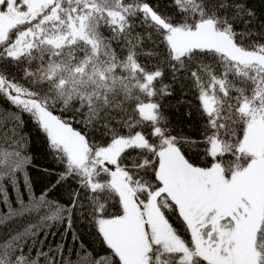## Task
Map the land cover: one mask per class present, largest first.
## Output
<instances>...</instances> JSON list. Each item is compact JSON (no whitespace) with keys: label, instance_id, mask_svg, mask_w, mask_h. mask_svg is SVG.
<instances>
[{"label":"snow or ice","instance_id":"1","mask_svg":"<svg viewBox=\"0 0 264 264\" xmlns=\"http://www.w3.org/2000/svg\"><path fill=\"white\" fill-rule=\"evenodd\" d=\"M176 87L196 93L197 137L173 134ZM0 98V264H89L66 247L69 232L83 246L73 217L109 250L91 264H264V20L248 0H0ZM25 116L62 165L39 194ZM49 221L64 232L44 247Z\"/></svg>","mask_w":264,"mask_h":264},{"label":"trees","instance_id":"2","mask_svg":"<svg viewBox=\"0 0 264 264\" xmlns=\"http://www.w3.org/2000/svg\"><path fill=\"white\" fill-rule=\"evenodd\" d=\"M159 6L161 11H167L169 0H154ZM250 7H252L261 20H264V0H248ZM167 82V80L165 81ZM185 93H187L185 95ZM9 102L0 98V116L7 119L6 114L3 110L9 108ZM164 112L169 118L173 134H181L188 137H197L200 134L201 120L202 117L199 111V102L196 99V93L189 91L188 89H181L176 87L172 97L167 98L165 101ZM189 113L191 115H189ZM67 118V117H66ZM25 124L23 131L27 143L24 147V152L30 157V164L26 166L27 179L32 185L33 191L39 194L42 190L48 188L51 184L55 183L56 178L62 171V165L58 163L57 159L53 156L51 149L48 146V141L45 135L40 132L25 116ZM73 126L77 129H82V125L73 123ZM17 180L19 183V190L24 191V175L23 173L17 174ZM8 196L12 198V205H15V193L10 184H7ZM70 191V185L65 184L59 188V191L55 195V199L61 201H67V193ZM27 201V197H25ZM4 205L0 204V210L4 209ZM3 218L2 212H0V219ZM37 217L35 215L25 216L20 218L18 221H12L10 225L6 227L12 229L23 230L29 223H37ZM172 221L176 224L179 223L175 216H172ZM52 225L50 232L47 234V239H44L45 233L40 232L37 237V242L43 240L44 247H48L50 244L55 245L61 240V234L64 232L63 225L53 221L47 222ZM72 229L75 234L79 237V240L83 242L82 247H78L77 244L71 243L72 232L67 233L69 244L73 255L79 253L80 257L91 264L96 258L105 257L109 250L99 239L96 234L95 228L85 220H81L77 217H73ZM54 232L55 236L51 233ZM4 235V230L0 229V236ZM87 253V256L84 254Z\"/></svg>","mask_w":264,"mask_h":264}]
</instances>
